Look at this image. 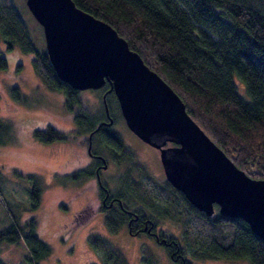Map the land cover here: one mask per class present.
I'll return each mask as SVG.
<instances>
[{
	"label": "trees",
	"instance_id": "trees-1",
	"mask_svg": "<svg viewBox=\"0 0 264 264\" xmlns=\"http://www.w3.org/2000/svg\"><path fill=\"white\" fill-rule=\"evenodd\" d=\"M72 1L107 22L127 41L145 64L172 87L190 117L238 168L264 179V0ZM0 38L7 51L16 48L34 56L32 64L37 75L48 89L62 93L64 108L73 112L79 132L97 129L93 142L112 151L115 161L130 163L119 190L114 192L123 208H100L109 233L126 225L127 210L136 222L130 234L153 237L176 264H192L188 257L264 264V241L244 220L219 214L216 204L213 214L206 215L165 178L155 180L143 164L132 160L130 148L121 136L109 133L110 128L100 123L106 106L110 114L118 112L115 116L123 119L113 91H107L109 84L103 86L106 94L103 100L101 93L99 111L83 109L80 90L57 77L44 46L36 47L21 14L8 0H0ZM6 67V57L0 55V70ZM235 78L242 82L241 93ZM12 95L22 99L17 87L12 89ZM10 132V124L0 122V143ZM32 137L51 143L66 140L68 134L47 126L33 129ZM134 173L143 179L134 177ZM86 175H91L89 169L75 171L67 179ZM3 176L0 174V182ZM27 188L30 207L36 208L39 189L34 182ZM1 195L0 220L8 223L0 227V243L22 241L28 250L22 259L24 264H43L51 245L36 232L35 220L22 219L21 208L7 199L4 202ZM155 218L176 223L183 238L179 240L157 228ZM96 234L88 236L90 244L106 249L107 264H129L120 249H107L106 239Z\"/></svg>",
	"mask_w": 264,
	"mask_h": 264
},
{
	"label": "rangeland",
	"instance_id": "rangeland-1",
	"mask_svg": "<svg viewBox=\"0 0 264 264\" xmlns=\"http://www.w3.org/2000/svg\"><path fill=\"white\" fill-rule=\"evenodd\" d=\"M8 1L21 14L36 47L45 48L42 27L27 8L25 0ZM0 55H4L7 61V67L0 70V122L11 126L9 137L0 143V174L5 175L0 182L1 199L18 205L22 210V219L35 220L36 232L52 248L43 264H107L109 255H105L106 249L99 245L97 248L91 246L88 237L91 233L105 238L107 249H120L129 264H176L165 247L153 237L144 233L132 235L126 226L116 233L108 232L97 208L98 187L94 177L86 175L71 180L65 175L83 167L89 169L92 161L87 154L86 134L79 132L73 112L64 108L62 93L48 89L41 81L33 67L32 54H23L16 48L7 51L0 38ZM235 79L239 91L242 89L239 83L242 82ZM16 87L22 99L13 97L12 89ZM101 93L100 88L80 90L83 109L99 111ZM116 114L118 112L111 113L115 120L112 128L129 146L132 160L143 164L155 180H163L165 176L157 149L139 140ZM47 126L68 134V138L43 143L32 137L33 129ZM94 148L107 161V169L102 173L106 177V186L110 192L119 190L122 175L129 169L130 163L115 161L114 153L97 142ZM133 175L143 179L138 174ZM33 182L39 189V205L36 208L30 207L27 188ZM81 208L92 212L80 211ZM6 223L0 220V227ZM157 224V228L165 230L170 236L179 240L183 238L180 227L173 221L158 218ZM184 246L186 250L189 248L185 243ZM27 254L22 241L0 243V261L24 264L22 259ZM188 259L192 264H248L243 259Z\"/></svg>",
	"mask_w": 264,
	"mask_h": 264
},
{
	"label": "water",
	"instance_id": "water-1",
	"mask_svg": "<svg viewBox=\"0 0 264 264\" xmlns=\"http://www.w3.org/2000/svg\"><path fill=\"white\" fill-rule=\"evenodd\" d=\"M25 4L42 27L46 54L60 80L77 90L99 89L107 82L127 128L159 149L165 179L198 210L210 216L216 204L219 214L244 220L264 241V179L234 164L113 27L72 0Z\"/></svg>",
	"mask_w": 264,
	"mask_h": 264
},
{
	"label": "flooded vegetation",
	"instance_id": "flooded-vegetation-1",
	"mask_svg": "<svg viewBox=\"0 0 264 264\" xmlns=\"http://www.w3.org/2000/svg\"><path fill=\"white\" fill-rule=\"evenodd\" d=\"M101 90H102V94H103L104 93L103 92L104 91L103 90V87L101 88ZM109 115L112 118V123L111 124H108L107 123L108 122V116H107L106 112H104V118H102L100 120V123H101L102 126L107 127V128H110L109 133H112V132L117 133L112 128V125L114 124V119H113V117H112V115L110 113H109ZM99 125L100 124H98L97 127H100L101 126V125L100 126ZM96 130L90 129L85 134H86V149H87V154H88L89 158L92 161V164H90L91 167L89 168L90 173H91L90 177H94V179L97 181V187H98L99 206L97 208H98L99 212H100V208L101 207H104L107 210V209H109L111 207L114 208V209H116L117 206L119 205L118 207L123 208L122 207L123 206L122 205L123 202L120 200L121 201V204H120V202L118 201L119 200L118 199L119 197L116 195V193L110 192L109 188L106 186V181H105L106 180V177L102 173L107 169V161L104 158V156H102V154L99 153V152H97V150L94 148L95 143L93 142V139L96 136L95 135L96 134L95 133ZM139 140H141V139H139ZM157 152L159 153V149H157ZM79 170H85V169L83 167L82 169H79ZM65 175L68 176L70 174H65ZM80 211H87V210L84 209V208H81ZM88 211H87V213H89L90 211L92 212V210H90L89 212ZM126 212H127L126 215H128V218L126 220V225H123V226H126L127 229H128V231H129L130 228H133L132 227L133 226V223H136V222L131 217H129V216H131L130 215V212L127 211V210H126ZM100 214H102L101 215L102 218L105 216L104 213H101L100 212ZM75 219H77V217H75ZM136 219L137 218H135V220ZM77 221H78V219H77ZM129 233H130V231H129Z\"/></svg>",
	"mask_w": 264,
	"mask_h": 264
}]
</instances>
